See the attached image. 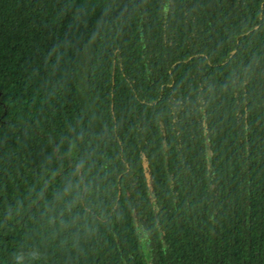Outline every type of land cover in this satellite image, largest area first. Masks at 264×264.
<instances>
[{"label": "trees", "instance_id": "1", "mask_svg": "<svg viewBox=\"0 0 264 264\" xmlns=\"http://www.w3.org/2000/svg\"><path fill=\"white\" fill-rule=\"evenodd\" d=\"M0 94V264H264V0H0Z\"/></svg>", "mask_w": 264, "mask_h": 264}, {"label": "water", "instance_id": "2", "mask_svg": "<svg viewBox=\"0 0 264 264\" xmlns=\"http://www.w3.org/2000/svg\"><path fill=\"white\" fill-rule=\"evenodd\" d=\"M0 96H1V94H0ZM161 128H162V132H163L162 137L165 140V129H164V126L161 125ZM165 149H167L166 142H165ZM206 151H207L206 154H207L208 163H209V169H210V167H211V165H210V162H211V152H210V145L209 144L206 145ZM145 167L148 168V164H145ZM146 177H147L148 187L150 189L151 196H153L154 188H153L152 177L150 175L149 170L146 173Z\"/></svg>", "mask_w": 264, "mask_h": 264}]
</instances>
